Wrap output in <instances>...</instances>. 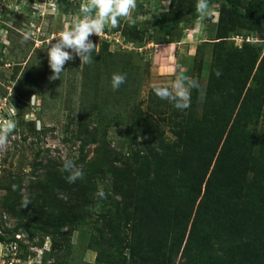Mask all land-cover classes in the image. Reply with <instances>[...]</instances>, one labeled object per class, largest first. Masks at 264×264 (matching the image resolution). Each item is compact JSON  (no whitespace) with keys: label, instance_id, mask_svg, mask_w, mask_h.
<instances>
[{"label":"rangeland","instance_id":"obj_1","mask_svg":"<svg viewBox=\"0 0 264 264\" xmlns=\"http://www.w3.org/2000/svg\"><path fill=\"white\" fill-rule=\"evenodd\" d=\"M258 1L257 14L245 16ZM84 2L8 0L0 20V122L17 124L0 147V264L230 263L227 251L215 255L219 240L228 244L221 231L219 239L212 235L215 247L206 257L196 250L203 236L193 224L200 199L189 204L167 190L177 162L203 167L214 154L211 169L220 154L213 178L215 187L222 178L223 192L221 200L207 199L211 210L262 172L264 0H211L203 20L197 0H137L118 27L90 36L96 44L91 63L76 58L60 80H50L49 41L79 19ZM168 17L174 18L169 26L157 24ZM189 37V67L181 75L200 87L180 111L153 91L170 88L177 76H154L150 60L157 45ZM114 73L127 77L116 91ZM245 82L253 92L241 109ZM158 147L163 158L141 160ZM252 158L245 180L238 166ZM65 159L82 170V179L67 182ZM145 178L163 193L143 198ZM99 188L106 199L95 195Z\"/></svg>","mask_w":264,"mask_h":264},{"label":"trees","instance_id":"obj_2","mask_svg":"<svg viewBox=\"0 0 264 264\" xmlns=\"http://www.w3.org/2000/svg\"><path fill=\"white\" fill-rule=\"evenodd\" d=\"M210 2L211 0L209 3ZM261 5L262 1L253 4L250 7L251 9H249L248 14L245 16L251 17L257 14ZM235 11L239 13L238 9H235ZM173 19V17H168L163 20H158L157 24L169 26L171 22H173ZM249 86L250 85L245 82L239 88L241 95L246 90L245 98L241 103V109L243 108L246 97L253 92V88H250ZM234 123L235 120L233 125ZM158 148V151H154V153L146 151L143 155L140 154L141 160L144 163H148L150 162V157L163 158L165 152H162L161 147ZM163 150H165V148ZM208 156H210V159L203 167H196V162L193 163V160H188V165H185L186 162L182 164V160L179 163L177 162L175 169L176 180L173 179L167 190L171 197H178V199L183 201L190 200L189 204L200 199L193 221V224L196 226L200 224V228L203 231V236L200 237L198 235L196 240V242L199 240V246L198 243L196 245L197 252H201L206 257V252L208 253L209 250H214L215 247V244L211 239L212 235L216 234V238L219 239V231H221L224 233L225 241L228 244L225 245L223 239L219 240L218 243L222 244V248H219L215 255L220 257L218 254L219 252L227 251L231 256V260L230 263L222 260L223 263L219 264H264V166L259 175L254 174L252 180L249 182V187L238 184L234 187L236 192L226 197L223 202L217 201L211 210H207V199L216 196L217 199L221 200V193L223 192L222 178L220 180L221 186L219 187H215L214 181L216 178H213V174L218 171L216 170V166L220 154L218 155L217 160H215L214 166L211 168L212 170L210 167L213 163L212 157H214V154ZM249 164H255V159L252 158L251 161L243 162L238 166V168L244 173L245 180L247 179L246 173ZM177 171H179L180 174L177 173ZM126 174L127 173L124 171L123 176H126ZM208 174L209 176L207 178ZM143 182L144 190L148 193L147 195H144L143 198H150L155 196L156 193L158 194L159 192H162L156 187V181L153 178H145ZM203 184H205L204 187ZM250 191L258 192V195H253ZM187 207V209H189L190 205ZM213 212L214 214L216 212L217 217L222 220H213ZM207 216H211L209 220L206 219ZM204 230H206L207 233ZM192 236L193 232H190L189 238ZM205 257L203 256V259H205Z\"/></svg>","mask_w":264,"mask_h":264},{"label":"clouds","instance_id":"obj_3","mask_svg":"<svg viewBox=\"0 0 264 264\" xmlns=\"http://www.w3.org/2000/svg\"><path fill=\"white\" fill-rule=\"evenodd\" d=\"M137 9V0H85L78 9L79 19L65 31L59 33L58 38L49 41L47 48L48 65L52 72L50 80H60L67 62L79 59L80 64H89L93 61V52L96 44L90 36H98L104 32L106 26L116 28L122 18H128ZM196 12L201 20L210 14L209 0H197ZM135 21H132L134 23ZM30 33H24L23 40L27 41ZM219 77L221 72L216 71ZM126 74L114 73L110 79L113 91L118 90L126 82ZM199 82L195 79L186 80L183 75H178L171 87H155L154 94L161 100L169 101L176 110H186L190 107L191 91L199 88ZM17 127L14 119H6L0 122V147L4 146ZM63 169L68 172V183H75L83 178L82 170L71 159L63 161ZM15 185L13 189L15 190ZM100 200L107 198L103 188H99L95 194ZM29 201L25 199L22 207H27Z\"/></svg>","mask_w":264,"mask_h":264},{"label":"crops","instance_id":"obj_4","mask_svg":"<svg viewBox=\"0 0 264 264\" xmlns=\"http://www.w3.org/2000/svg\"><path fill=\"white\" fill-rule=\"evenodd\" d=\"M187 40H190V37L180 41L161 43L152 49L150 63L154 76L165 78L173 74L178 76L187 73L191 54V50L189 53V46L186 44Z\"/></svg>","mask_w":264,"mask_h":264},{"label":"built area","instance_id":"obj_5","mask_svg":"<svg viewBox=\"0 0 264 264\" xmlns=\"http://www.w3.org/2000/svg\"><path fill=\"white\" fill-rule=\"evenodd\" d=\"M8 0H0V20L4 17V15L8 14Z\"/></svg>","mask_w":264,"mask_h":264}]
</instances>
